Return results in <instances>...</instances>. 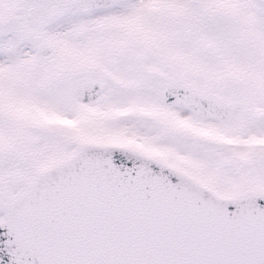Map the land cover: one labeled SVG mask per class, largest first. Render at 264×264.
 Returning a JSON list of instances; mask_svg holds the SVG:
<instances>
[{
  "label": "snow or ice",
  "instance_id": "6c2138e0",
  "mask_svg": "<svg viewBox=\"0 0 264 264\" xmlns=\"http://www.w3.org/2000/svg\"><path fill=\"white\" fill-rule=\"evenodd\" d=\"M0 264H264V0H0Z\"/></svg>",
  "mask_w": 264,
  "mask_h": 264
}]
</instances>
